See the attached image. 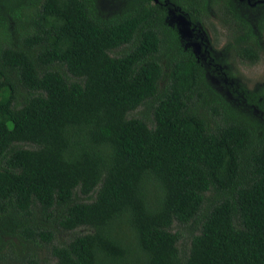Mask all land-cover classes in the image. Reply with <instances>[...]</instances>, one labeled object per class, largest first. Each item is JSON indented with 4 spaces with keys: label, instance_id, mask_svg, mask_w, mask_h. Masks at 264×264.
<instances>
[{
    "label": "trees",
    "instance_id": "obj_1",
    "mask_svg": "<svg viewBox=\"0 0 264 264\" xmlns=\"http://www.w3.org/2000/svg\"><path fill=\"white\" fill-rule=\"evenodd\" d=\"M258 1L0 0V264H264V96L229 102L168 23L253 65Z\"/></svg>",
    "mask_w": 264,
    "mask_h": 264
},
{
    "label": "rangeland",
    "instance_id": "obj_2",
    "mask_svg": "<svg viewBox=\"0 0 264 264\" xmlns=\"http://www.w3.org/2000/svg\"><path fill=\"white\" fill-rule=\"evenodd\" d=\"M254 1H257V3L259 2L258 0H248L251 4H253ZM106 3L107 0H103L101 6L104 7ZM168 12V23L179 31L181 38L188 46L187 49H193L199 56L200 61L206 68L207 78L211 86L229 102L233 103V105L239 107V109L243 111L251 113L256 119L262 120L263 113L257 106L248 105L244 96L241 94L238 96L234 95L233 92L235 91L237 93L240 88H245L251 93L260 91L264 96V56L260 62L253 65L241 64L237 60L233 63L226 60L227 64H221V66L216 68V71H211L213 67L210 68L208 63V59H211V55L213 56V54L216 53L221 59L226 57L221 51L227 39L225 37V30L219 25L218 20L212 18L220 40L216 46V50L211 44L214 39L215 31L210 27V21L206 23L208 27L203 31L200 27L196 29L193 28L183 15L173 10ZM201 40L205 41L202 42ZM212 65L215 66L216 63L213 61ZM234 66L236 69H234ZM231 73H233V76H230ZM144 110L145 108L143 107L134 114L136 116L147 115ZM200 229V219L190 226L176 225L175 230H179L183 234L180 248L186 254L189 252L192 236L199 234Z\"/></svg>",
    "mask_w": 264,
    "mask_h": 264
},
{
    "label": "flooded vegetation",
    "instance_id": "obj_3",
    "mask_svg": "<svg viewBox=\"0 0 264 264\" xmlns=\"http://www.w3.org/2000/svg\"><path fill=\"white\" fill-rule=\"evenodd\" d=\"M250 3V2H249ZM170 10H173V9H171L170 8ZM169 10V11H170ZM174 12H176L175 10H173ZM182 15V14H181ZM195 30V29H194ZM197 39H198V37H197ZM202 42H204L205 40H201ZM211 46V45H210ZM185 47L187 48L188 46H187V44L185 43ZM211 48H212V46H211ZM191 49V48H190ZM192 51L194 52V54L196 55V57H197V59H198V61L201 63V65L204 67V70L206 71V68H205V66L202 64V62L200 61V58H199V56L195 53V51L192 49ZM224 54V53H223ZM225 55V54H224ZM227 58V59H226ZM226 58H222L221 59V57H219L216 53H214L213 54V56L211 55V59H208V63H209V67L211 68V67H213V70H211V71H216V68L218 67V66H221V64H227V62H226V60H229V58H228V56L226 57ZM215 62L216 63V65L215 66H213L212 65V62Z\"/></svg>",
    "mask_w": 264,
    "mask_h": 264
},
{
    "label": "water",
    "instance_id": "obj_4",
    "mask_svg": "<svg viewBox=\"0 0 264 264\" xmlns=\"http://www.w3.org/2000/svg\"><path fill=\"white\" fill-rule=\"evenodd\" d=\"M261 2H263V1H261ZM189 22V21H188ZM190 23V25H191V22H189Z\"/></svg>",
    "mask_w": 264,
    "mask_h": 264
}]
</instances>
